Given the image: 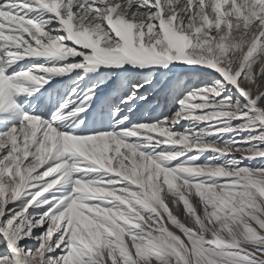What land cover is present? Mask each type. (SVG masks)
<instances>
[{
  "label": "snow or ice",
  "instance_id": "1",
  "mask_svg": "<svg viewBox=\"0 0 264 264\" xmlns=\"http://www.w3.org/2000/svg\"><path fill=\"white\" fill-rule=\"evenodd\" d=\"M0 264H264V0H0Z\"/></svg>",
  "mask_w": 264,
  "mask_h": 264
}]
</instances>
